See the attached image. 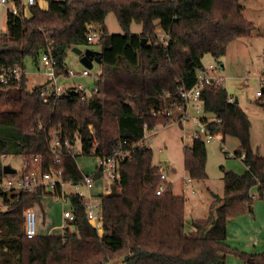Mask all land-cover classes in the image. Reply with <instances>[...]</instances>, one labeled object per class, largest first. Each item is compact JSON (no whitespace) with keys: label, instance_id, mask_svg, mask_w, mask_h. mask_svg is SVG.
I'll use <instances>...</instances> for the list:
<instances>
[{"label":"trees","instance_id":"16d2710c","mask_svg":"<svg viewBox=\"0 0 264 264\" xmlns=\"http://www.w3.org/2000/svg\"><path fill=\"white\" fill-rule=\"evenodd\" d=\"M10 1L20 15L8 11L7 32L0 33V71L16 65L26 69L27 57L40 62L51 44L58 73L66 74L69 51L91 44L88 33L96 24L102 29L97 43L103 61L98 64V90L91 93L72 91L44 102L39 94L47 83L29 90L26 74L19 83L0 85V184L8 154L22 155L24 172L54 166L63 170L66 180L83 179L76 160L77 138L83 154L99 157L112 154L119 141L144 140L147 127L151 131L172 122L171 116L154 111L169 108L180 86L192 88L210 63H223L207 64L206 55H225L230 42L255 30L241 0H48L47 9L36 0L29 4L31 17L23 16V0ZM110 11L124 33L108 31ZM134 21L143 25L141 35L130 31ZM143 38L148 40L144 44ZM229 97L224 84L205 85L202 91L204 108L221 118L224 136L239 139L235 153L245 154L247 170H224V195L213 193L210 216L206 222H194L196 231L186 230V199L173 193L170 181L164 194L156 193L162 170L153 163V148L143 143L122 162L112 191L93 193L102 202L101 230L87 217L82 198L71 192L75 229L30 237L25 211L40 203L48 190L41 186L34 192H3L7 208H0V264H109L124 250L116 264H227L228 254L246 264H264V252H243L228 243V220L249 210L252 186L259 184L264 198V155L252 148L248 114ZM56 132L62 144L59 152L51 146ZM185 151L191 178L207 179V143L196 139ZM101 177L97 168L95 183Z\"/></svg>","mask_w":264,"mask_h":264},{"label":"rangeland","instance_id":"374dc122","mask_svg":"<svg viewBox=\"0 0 264 264\" xmlns=\"http://www.w3.org/2000/svg\"><path fill=\"white\" fill-rule=\"evenodd\" d=\"M244 5L245 17L254 23L255 30L248 37H240L228 45L226 54L216 58L211 55H206L204 61L208 64L212 61L223 62L224 69L222 74L226 76L224 86L229 95L238 98L239 105L248 114L251 121V145L255 152L264 155V99H259L256 95L258 90V81L256 77L260 74L262 65L264 63V0H241ZM14 2L10 1L9 7H13ZM8 9L5 6H0V33L7 32ZM106 26L111 34H122L124 29L121 26L119 19L114 11H110L106 17ZM94 29L101 32L100 25H94ZM130 31L133 34L144 33V27L140 22L134 21L131 25ZM162 34H159L161 38ZM84 47L93 49H100L98 43H91ZM79 55L72 49L69 51L67 64L68 67L73 68L77 72L83 69L79 62ZM37 61V60H36ZM33 62L30 57L26 58V73L28 89L47 83L48 80L43 75H36L39 73L38 65H41V70L44 71V66L40 62ZM44 67V68H43ZM98 64H95L93 70H98ZM86 79L82 76H74L70 80H64L61 77L63 85L79 84ZM88 80V79H87ZM84 116L90 115L83 113ZM190 126H186V130L176 122H171L168 125H158L156 128L149 131V136L145 143L150 145L154 150L153 163L165 170L168 174V181L174 184V191L178 195H187L190 200L186 204V216H188L186 227L190 228L191 219L203 217L211 210L213 200L207 185L205 186L198 180L188 182L189 174L186 171V147L190 146L188 141L187 130ZM193 143V142H192ZM221 145V139L216 137L211 142L207 143V158H206V172L208 174L209 182L212 190L216 193L224 192L225 184L223 181L224 170H233L238 174L246 173V165L242 157H229ZM241 147L240 141L237 137L228 135L224 148L227 152H235ZM76 160L80 170L84 174L93 175L99 165L100 158L96 154L85 155L82 152V143L80 138H77L75 143ZM167 154L168 157H162ZM5 164H10L22 173L24 170V160L21 154H8L4 159ZM103 178L96 182L92 193H103L104 185ZM76 189V188H75ZM196 193L193 194L192 190ZM70 194L75 191L73 187L66 188ZM261 186L255 184L251 188L252 201L251 205L253 211L250 209L239 215H233L228 220V242L234 247L240 249L244 244V239L254 238L255 235L260 234V230L264 223V210L260 205L264 206V198L260 194ZM96 191V192H95ZM48 194L42 198L40 203L33 204L35 209L43 207V216L37 209V229L42 235H46L51 225H58L62 223L65 209H71L70 196L66 197L65 203L58 201L55 194L48 190ZM1 200V198H0ZM1 202V201H0ZM218 206L215 204V207ZM260 207V209L258 208ZM41 207V208H42ZM59 227V226H57ZM261 253L264 251V245L259 246ZM124 250L121 254H117L109 261V264H116L122 258ZM229 264H245L239 258L229 255Z\"/></svg>","mask_w":264,"mask_h":264},{"label":"built area","instance_id":"2783aa9c","mask_svg":"<svg viewBox=\"0 0 264 264\" xmlns=\"http://www.w3.org/2000/svg\"><path fill=\"white\" fill-rule=\"evenodd\" d=\"M10 0H0V6L7 7L13 15H20L18 7L14 5L9 7ZM25 16V15H23ZM101 32L90 27L88 33V41L90 43H97L101 39ZM162 39L165 38V34H162ZM40 63L46 68L47 85H45L39 98L47 102L50 97L56 99L61 98L64 95L70 94L72 91L91 93L97 91V82L101 76V69L93 70L84 67L80 72H77L73 68L68 67L66 69V74L58 73L57 70V59L53 53V45L47 46V49L43 51L40 57ZM224 69V64L210 63L207 70H201L199 72V80L194 84L192 88H187L184 84L180 86V89L174 98L171 100L169 108L154 111L156 115L166 114L172 117V121L179 124L182 128L186 130V126H190L187 130V138L190 144L196 139H202L206 143L211 142L216 137L224 142V133L220 128L222 125V120L216 114L206 111L202 99V91L205 85L219 86L226 82V76L222 74ZM27 74L26 70L20 65H16L11 68H6L0 71V85H7L13 82L22 81L24 75ZM72 78L74 76L89 77L93 85L88 87L84 82L79 84L74 83V85H63L61 83V77ZM258 81V90L256 95L261 98L264 95V63L262 65L260 74L256 77ZM170 94H168L169 96ZM229 101L233 102L234 98L229 97ZM219 127V130H213L211 126ZM147 124H145V128ZM149 136V130H145V138L142 141L131 143L128 140L119 141V146L114 148V152L109 156L99 157L100 162L98 165V170L101 171L103 178L104 191L102 194H108L112 191L113 185L120 180L121 177V164L122 162L135 150L136 146H140L145 143V139ZM97 144V142H96ZM61 141L59 139L58 132L54 133V138L52 141L53 152H59L61 149ZM224 148V147H223ZM225 152L227 150L224 148ZM75 153H73L74 155ZM229 157H237L235 152H227ZM242 158L245 154H242ZM37 160L39 158H36ZM40 161V160H38ZM162 170L161 173V183L156 190L158 195H162L167 190L168 174ZM189 180H191L189 178ZM95 179L93 175L85 174L84 178L79 181L66 180L63 176V170L51 166L48 170L43 171L40 168L34 170L33 172L27 173H17V174H5L1 184H0V208L6 209L2 193L3 192H34L39 187L45 186L47 190H50L55 194V198L58 201L65 203L68 192L67 187L71 186L75 191L73 193L78 194L86 206L87 217L89 220L99 229H102V202L100 196L92 193V188H94ZM76 188V189H75ZM65 222L62 227L60 234L64 235L66 228L70 230L75 229V213L71 209L64 210ZM37 211L34 207H30L25 211V221L24 227L28 236L33 237L39 235L37 229Z\"/></svg>","mask_w":264,"mask_h":264},{"label":"crops","instance_id":"0c3cea01","mask_svg":"<svg viewBox=\"0 0 264 264\" xmlns=\"http://www.w3.org/2000/svg\"><path fill=\"white\" fill-rule=\"evenodd\" d=\"M34 1H36V0H23V4H24V14H25V16H27V17H31L32 16V13H31V11H30V9H29V4L30 3H32V2H34ZM38 3L40 4V6H41V8H43V9H47L48 8V0H38ZM15 5V4H14ZM7 14H8V12H7ZM157 31H158V33L159 34H163V32H162V28L161 27H158L157 28ZM137 35H141V33H138ZM79 62H80V57H79ZM81 63V62H80ZM95 64H98V63H96L95 62ZM95 64H94V66H95ZM81 65L83 66V64L81 63ZM85 66H83V68H84ZM98 67H99V69H101V67H100V65H98ZM44 68V67H43ZM40 70V71H39ZM38 71H39V73H36V72H34V74H36V75H43V76H45V78H47V76H46V74H45V72L47 71L46 70V68H44V71H42L41 70V65L39 64L38 65ZM81 71V70H80ZM79 71V72H80ZM28 74V73H27ZM26 74V75H27ZM62 77H64V80H70L69 78H66L65 76H62ZM84 78H86V79H84L83 80V82L88 86V87H91L92 85H93V82H92V80L89 78V77H84ZM88 79V80H87ZM45 84V83H44ZM234 98V97H233ZM235 99L236 98H234V101H235ZM224 138H225V140H224V142H221V145H222V149L224 150V144H225V141H226V137L224 136ZM150 146V145H149ZM225 153H227V152H225ZM168 157V155L166 154H163L162 155V157ZM245 163V162H244ZM246 165V164H245ZM246 168H247V165H246ZM186 171L188 172V174H189V176H190V172L186 169ZM191 180H189L188 179V182L190 183V182H192L193 180H195V179H192L191 178V176L189 177ZM223 181H224V179H223ZM171 182V181H170ZM198 182H202V184H204L205 186L207 185V187H208V190L210 191V194H211V200H213L214 198H213V193H215V194H218L219 196H223L224 195V192H225V188H224V192H222V193H216L214 190H212L211 189V187H209V185H210V182H209V178H207V179H205V180H198ZM172 183V182H171ZM95 185H96V183H95ZM172 185H173V193L175 194V195H177V196H183L185 199H186V204H188V200H190V198L187 196V195H178L175 191H174V184L172 183ZM192 192H193V194H195L196 193V190L195 189H193L192 190ZM252 195V194H251ZM262 208H263V210H264V206L263 205H260ZM41 207H42V205H41ZM41 207H38V208H40L39 209V213L41 214V216H43V212H44V209H43V207L41 208ZM34 208H35V206H34ZM37 208V209H38ZM258 208L260 209V207L258 206ZM37 209H36V211H37ZM249 209L251 210V211H253V208H252V205H250V207H249ZM38 212V211H37ZM210 213H211V210L208 212V214H205L203 217H199V218H192L191 219V226H190V228H187L186 227V230L188 231V232H193V231H196L197 230V228H196V226H194L193 224H194V222L196 221V222H201V223H203V222H206L207 221V219L209 218V216H210ZM264 214V213H263ZM187 214H186V208H185V218H186V224H187V220H188V216H186ZM66 220H65V218H64V214H63V219H62V223H58V225H51V227H50V229L47 231V234L46 235H49V234H55V233H60L61 231H62V227H63V225H64V222H65ZM57 226H59V227H57ZM39 235H42L41 234V232H40V229H39V233H38ZM245 241H244V244H243V246L240 248V249H238V248H236V249H238V250H240V251H243V252H248V253H261V251H260V248H259V246H261V245H264V223H263V227H262V229L260 230V234H256L255 235V237L254 238H251V239H244ZM229 243V242H228ZM234 248V247H233ZM264 252V251H263ZM229 255H233V254H228L227 255V257H226V260H227V264H229ZM233 256H235V255H233ZM235 257H237V256H235ZM237 258H239V257H237ZM240 259V258H239ZM241 260V259H240ZM243 261V260H242ZM244 262V261H243ZM245 263V262H244ZM246 264V263H245Z\"/></svg>","mask_w":264,"mask_h":264},{"label":"water","instance_id":"95a60500","mask_svg":"<svg viewBox=\"0 0 264 264\" xmlns=\"http://www.w3.org/2000/svg\"><path fill=\"white\" fill-rule=\"evenodd\" d=\"M148 40L147 38H143L142 43H146ZM72 50L79 55L80 62L83 64V66L92 69L94 67L95 62L98 64H102V52L98 49H93L90 47L87 48H81L78 46H75L72 48ZM235 103H239L238 98L235 99ZM60 133L58 132V135ZM4 173L6 174H15L17 170L13 168L10 164H5L3 167Z\"/></svg>","mask_w":264,"mask_h":264}]
</instances>
